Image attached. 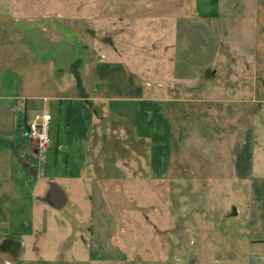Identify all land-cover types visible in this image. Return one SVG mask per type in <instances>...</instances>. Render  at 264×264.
I'll return each mask as SVG.
<instances>
[{
  "label": "rangeland",
  "instance_id": "obj_1",
  "mask_svg": "<svg viewBox=\"0 0 264 264\" xmlns=\"http://www.w3.org/2000/svg\"><path fill=\"white\" fill-rule=\"evenodd\" d=\"M116 2L0 0V95L23 103L30 94H89L93 47L114 43L115 35L88 14L99 6L114 13ZM51 11L64 18L45 16ZM211 76L204 83L214 91L192 88L170 107L173 154L162 180L148 174L147 141L115 118L97 120L84 166L88 181L69 189L77 205L56 210L38 202L45 224L37 244L45 260L88 264L102 254L112 264H215L229 254L228 239L245 228L252 193L237 178L235 150L254 132L256 166L264 172V99L233 104ZM258 77L239 81L254 87ZM40 184L43 191L48 179ZM234 208L238 216H230Z\"/></svg>",
  "mask_w": 264,
  "mask_h": 264
},
{
  "label": "crops",
  "instance_id": "obj_2",
  "mask_svg": "<svg viewBox=\"0 0 264 264\" xmlns=\"http://www.w3.org/2000/svg\"><path fill=\"white\" fill-rule=\"evenodd\" d=\"M111 11L99 6L88 14L115 35L114 43L101 40L93 47L89 94H30L23 103L0 95V264H61L45 260L37 244L45 224L44 205L38 202L56 209L42 200L55 182L67 196L66 205L56 210L77 205L69 189L88 181L84 166L101 116L123 122L148 142V174L158 181L172 161L170 107L192 88L207 91L205 75L223 83L217 81L215 90L231 92L222 91L233 104L264 99V0H117ZM48 15L64 18L60 12ZM252 74L261 77L259 85L239 81ZM89 103L100 108V116ZM43 111L54 118L52 140L44 150L22 136L27 121ZM254 136L235 150L237 178L252 185L243 210L247 223L236 228L242 230L229 237L231 251L215 264H264V172L256 166ZM44 178L49 186L41 191ZM235 210L230 216L240 214V208ZM112 261L97 254L87 263Z\"/></svg>",
  "mask_w": 264,
  "mask_h": 264
},
{
  "label": "built area",
  "instance_id": "obj_3",
  "mask_svg": "<svg viewBox=\"0 0 264 264\" xmlns=\"http://www.w3.org/2000/svg\"><path fill=\"white\" fill-rule=\"evenodd\" d=\"M59 18V15H54ZM175 89L174 86L170 87ZM53 115L50 111L37 112L33 118L27 121L22 130V136L36 142L41 149H46L52 140Z\"/></svg>",
  "mask_w": 264,
  "mask_h": 264
},
{
  "label": "water",
  "instance_id": "obj_4",
  "mask_svg": "<svg viewBox=\"0 0 264 264\" xmlns=\"http://www.w3.org/2000/svg\"><path fill=\"white\" fill-rule=\"evenodd\" d=\"M42 200L53 204L56 209H62L67 203V196L62 191V189L57 185V183L53 182L50 185V191ZM234 213H236L235 208H234Z\"/></svg>",
  "mask_w": 264,
  "mask_h": 264
},
{
  "label": "trees",
  "instance_id": "obj_5",
  "mask_svg": "<svg viewBox=\"0 0 264 264\" xmlns=\"http://www.w3.org/2000/svg\"><path fill=\"white\" fill-rule=\"evenodd\" d=\"M89 105L91 106V108H93V111H94L96 116H100L101 115L102 111L100 110V108H98L94 103H89Z\"/></svg>",
  "mask_w": 264,
  "mask_h": 264
}]
</instances>
